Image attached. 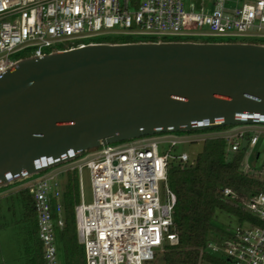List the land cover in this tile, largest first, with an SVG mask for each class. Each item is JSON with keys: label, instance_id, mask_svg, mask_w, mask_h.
I'll use <instances>...</instances> for the list:
<instances>
[{"label": "built area", "instance_id": "built-area-1", "mask_svg": "<svg viewBox=\"0 0 264 264\" xmlns=\"http://www.w3.org/2000/svg\"><path fill=\"white\" fill-rule=\"evenodd\" d=\"M109 36L262 42L264 0H0V74L13 68L22 52L41 56L64 44L70 48ZM261 124L226 126L210 137L225 139L228 152L248 142L242 170L264 182V165L251 162L252 156L261 157L254 151L264 134ZM210 137L169 131L108 143L19 179L31 189L45 264H60L58 233L65 226L61 175L75 171L80 175L77 234L86 264H145L167 245H177V195L169 166L173 158L194 164L196 157L176 147ZM85 168L93 189L90 203L85 201ZM223 193L231 201L239 198L230 187ZM241 206L255 219L229 228V236L209 248L221 254L224 264H264V190L253 192Z\"/></svg>", "mask_w": 264, "mask_h": 264}, {"label": "water", "instance_id": "water-1", "mask_svg": "<svg viewBox=\"0 0 264 264\" xmlns=\"http://www.w3.org/2000/svg\"><path fill=\"white\" fill-rule=\"evenodd\" d=\"M264 123V42L96 41L0 74V186L104 144Z\"/></svg>", "mask_w": 264, "mask_h": 264}, {"label": "trees", "instance_id": "trees-1", "mask_svg": "<svg viewBox=\"0 0 264 264\" xmlns=\"http://www.w3.org/2000/svg\"><path fill=\"white\" fill-rule=\"evenodd\" d=\"M99 38L95 41L128 42L137 40L134 38L124 40L125 36L115 37L116 39L112 36ZM174 39L183 38L175 37ZM142 40H148V38ZM208 40L217 41L215 38ZM225 127L217 126L211 130H220ZM208 130L210 129L197 130V132ZM247 150L248 142H244L242 148L237 152H228L225 139L210 137L204 141L203 150L196 156L194 164H183L176 158L171 160L169 182L177 195L175 221L179 233V243L165 247L161 252L163 253V263L161 264L223 262L221 258L213 256L209 248L211 242L221 241L229 236V228H222L216 222L218 211L228 213L235 217L239 223L253 221L255 218L241 206V203L249 199L253 192L264 190V182L242 170ZM254 158L255 161L260 159H257L255 155ZM67 180L63 193L65 226L58 233L59 251L61 250L60 254L63 255L64 264H86L85 249L78 241L76 225L75 206L79 201V180L75 177H69ZM226 187L232 188L239 194L237 201H231L225 197L223 191ZM21 196L23 199L25 198L24 201L29 200L27 218L31 215L33 217V225L29 228L31 243V239H33L31 234L38 236L37 247L36 245L34 248L30 246L31 258L28 264H45L34 199L26 190H22ZM216 236L218 237L216 238ZM153 261L145 264H150Z\"/></svg>", "mask_w": 264, "mask_h": 264}, {"label": "rangeland", "instance_id": "rangeland-1", "mask_svg": "<svg viewBox=\"0 0 264 264\" xmlns=\"http://www.w3.org/2000/svg\"><path fill=\"white\" fill-rule=\"evenodd\" d=\"M111 37V36H110ZM118 37V36H112ZM97 39V38H96ZM95 39V40H96ZM100 39V38H99ZM116 39V38H115ZM125 39H133V38H124ZM134 39L142 40L145 39L143 37H135ZM168 39H174L168 38ZM216 40H228V38L218 37ZM119 40V39H117ZM122 41V40H119ZM65 44L62 48H65ZM52 49L47 50V52H51ZM25 53H20V56L23 57ZM259 126H264L261 124ZM214 130H208L205 132H197L193 133L202 134L204 138L210 137L214 135ZM204 146V141L200 140L193 144L188 145H179L176 147L177 151H188L191 156L196 157L202 150ZM255 152H261V157L258 161H255L254 156L251 158V162L253 165L257 167L264 165V134L260 135V141L258 145L254 148ZM79 172H69L61 175V179L64 182V185L67 184V179L75 177L79 179ZM83 184H84V194L85 201L90 203L93 201V189L91 183V176L88 169H84L83 171ZM161 188L163 190V183H161ZM22 190H26L29 194L31 189H27V186L23 184L22 181H17L9 185L0 186V264H27V259L25 255L26 243L29 238V228L33 225V217L32 215L27 218L29 200L24 201L21 196ZM216 222L222 228H231L234 229L240 223L239 221L229 215L224 211H218V218ZM32 235V243L31 247H37L38 236L35 234ZM218 236H216L217 238ZM217 241V240H216ZM61 251V250H60ZM213 256L216 258H220L221 254L214 253L210 251ZM60 264H64L62 253L59 254ZM163 263V253H157V259L150 264H161ZM210 262H206L205 264H209ZM224 264L223 262L213 261L211 264Z\"/></svg>", "mask_w": 264, "mask_h": 264}, {"label": "crops", "instance_id": "crops-1", "mask_svg": "<svg viewBox=\"0 0 264 264\" xmlns=\"http://www.w3.org/2000/svg\"><path fill=\"white\" fill-rule=\"evenodd\" d=\"M29 238H30V235H29ZM30 244H31V241L28 240L27 243H26L25 251H24L25 255H26V259H27V264H28L29 259L31 258L30 253H29L30 246H31Z\"/></svg>", "mask_w": 264, "mask_h": 264}]
</instances>
